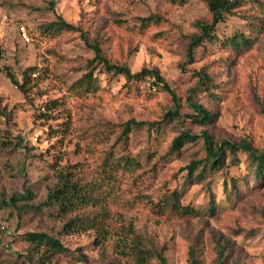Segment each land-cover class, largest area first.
Here are the masks:
<instances>
[{
    "label": "rangeland",
    "instance_id": "rangeland-1",
    "mask_svg": "<svg viewBox=\"0 0 264 264\" xmlns=\"http://www.w3.org/2000/svg\"><path fill=\"white\" fill-rule=\"evenodd\" d=\"M206 1L0 0V264H133L115 246L129 225L151 253L147 264H159L155 252L166 264H189L191 249L200 264H219V248L223 264H264V177L253 175L243 152L226 151L222 167L211 169L203 141L207 133L215 144L246 139L264 149V0H244L234 15L226 14L215 30L219 41L205 42L188 60L196 21L210 17ZM57 18L79 30L41 33V26ZM240 33L250 42L247 48L223 43ZM85 41L98 44L110 63L132 73L156 68L179 99L177 118L161 121L176 105L153 78L127 81L102 65L88 67L94 54ZM30 67L35 71L26 93L2 71L21 84ZM201 68L212 77L207 89H195L194 73ZM91 69L96 88L76 91L73 84ZM193 89L192 98L212 113L211 121L190 118L187 97ZM129 120L145 125L122 140V125ZM182 131L195 140L169 153ZM125 156L139 166L117 172L103 243L92 230L63 233L73 216L43 206L57 172L83 164L95 178L104 163ZM193 161L200 164L188 176ZM167 190L177 191L181 205L198 214L177 218L151 212L148 203ZM13 196L18 199L11 203ZM30 232L58 239L67 251L41 258L43 250L24 237Z\"/></svg>",
    "mask_w": 264,
    "mask_h": 264
},
{
    "label": "trees",
    "instance_id": "trees-1",
    "mask_svg": "<svg viewBox=\"0 0 264 264\" xmlns=\"http://www.w3.org/2000/svg\"><path fill=\"white\" fill-rule=\"evenodd\" d=\"M172 4H185L188 0H167ZM244 0H207V9L210 17L208 19H199L195 23L197 32L190 36L187 45L186 58L193 60L196 50L202 47L205 42L219 41L215 34V30L218 24L224 20V16L234 15V10L239 7ZM158 17V16H156ZM152 17L145 20H150ZM142 22V24H143ZM41 33H59V32H75L79 29L74 25L68 24L61 18H57V21L50 22L40 27ZM223 42V41H221ZM225 45L233 49H245L249 46V40L243 34H235L230 37ZM87 47L93 51V58L88 61L87 66L94 68L96 65H102L107 73L113 76L121 75L127 81L129 80H141L146 76L153 78L154 83L162 85V87L171 95L173 102L176 105L174 110H168L164 113L161 121H169L177 118L178 112V98L175 97L172 90L165 83L164 79L160 76L159 71L156 68L146 69L143 68L138 72L132 73L127 66L117 65L110 63L102 54L101 48L98 44H90L85 41ZM3 58V50L0 45V60ZM5 72L7 78L14 86L26 93L29 84L30 75L35 71L34 67H30L24 70L23 82L19 84L13 75L6 69H2ZM197 78L196 88L207 89L212 81V77L206 72L204 68L194 73ZM96 79L92 74V69L82 75L78 79L73 87L76 91L81 93H88L96 88ZM194 89L190 91V95L187 97V101L192 108L194 115L190 118L197 123H206L212 120V113H210L203 105L199 104L192 98ZM54 108V107H53ZM143 122H136L129 120L122 125L120 138L126 139L128 134L134 128L144 126ZM152 125V124H149ZM196 136L191 135L189 132H180L171 141L169 153H176L187 142L195 140ZM204 146L206 149L205 162L211 169H220L223 165V160L226 151L230 154H236L237 152H243L247 155L248 159L253 165V175L257 179L264 177V149H256L252 143L246 139H241L238 142L222 141L218 144L212 142L210 136L206 133L203 134ZM200 161L191 162L186 169L188 170V176H191L196 170ZM139 163L132 157L125 156L117 159L109 164L104 163L99 170L98 176L95 178L89 177L83 164L66 165L63 169L59 170L56 174V182L53 186L48 187L43 206L55 210L61 216L73 217L67 219L62 226V231L65 234H80L92 230L96 234L97 242L101 245L108 236L110 209L108 203L111 202V196H113V185L116 182L118 170H133L138 168ZM233 189H236L235 182L231 180ZM24 186L27 182V177L23 175ZM24 199L31 197V193L25 187ZM180 194L177 191L167 190L164 195L156 203H148L149 210L157 215L167 214L175 216L177 218H186L196 216L198 213L196 210L189 206H183L180 203ZM18 197L13 196L11 203H14ZM213 206L209 209L213 211ZM25 239L38 251L43 250L42 255H53L57 253L66 252V248L56 238L47 235L45 233L30 232L27 233ZM115 246L119 249L120 254L131 258L133 264H147L151 253L145 249L140 236L133 232L131 225L122 229L117 238ZM155 257L159 264H166V260L161 252H155ZM217 261L219 264H223L224 256L221 249L217 250ZM189 264H200L196 257L194 250L189 251Z\"/></svg>",
    "mask_w": 264,
    "mask_h": 264
},
{
    "label": "built area",
    "instance_id": "built-area-1",
    "mask_svg": "<svg viewBox=\"0 0 264 264\" xmlns=\"http://www.w3.org/2000/svg\"><path fill=\"white\" fill-rule=\"evenodd\" d=\"M21 33H22V36L27 40V37L25 35V32H24V29L23 28H21Z\"/></svg>",
    "mask_w": 264,
    "mask_h": 264
}]
</instances>
